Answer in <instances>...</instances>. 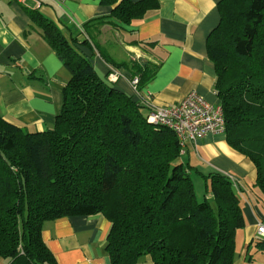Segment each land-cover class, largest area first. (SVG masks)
Instances as JSON below:
<instances>
[{
  "label": "trees",
  "instance_id": "16d2710c",
  "mask_svg": "<svg viewBox=\"0 0 264 264\" xmlns=\"http://www.w3.org/2000/svg\"><path fill=\"white\" fill-rule=\"evenodd\" d=\"M100 3L124 24L158 6L157 0ZM217 8L206 49L224 134L254 164L252 185L264 195V0H219ZM28 14L69 78L45 130L27 131L0 114V259L57 264L42 236L44 223L101 214L110 222L104 249L111 264H136L146 256L153 264H233L236 232L245 226L234 182L182 159L172 129L149 122L145 104L96 71L80 49L95 45L89 22L66 35L38 8ZM103 54L138 77V92L157 71L150 61L115 62ZM192 172L205 181L201 200Z\"/></svg>",
  "mask_w": 264,
  "mask_h": 264
},
{
  "label": "crops",
  "instance_id": "0c3cea01",
  "mask_svg": "<svg viewBox=\"0 0 264 264\" xmlns=\"http://www.w3.org/2000/svg\"><path fill=\"white\" fill-rule=\"evenodd\" d=\"M41 1L36 8L66 35L79 33L89 22L95 45L80 49L101 76L116 68L120 75L115 87L145 104L146 113L152 106L176 105L192 91L219 103L206 49V38L220 18L219 0H157L156 8L129 24L108 17L111 7L100 0ZM31 9H35L31 0L24 4L0 0V114L27 131H42L55 121L69 71L31 21ZM102 52L115 62L150 61L157 71L136 92L129 70L108 63ZM182 153V159L205 174H226L240 191L245 226L236 232L233 264H264L263 239L256 234L264 212L250 199L255 192L249 185L256 178L252 161L232 148L225 134L207 133L196 144H187ZM109 227L101 214L64 216L46 221L42 236L57 264H111L104 249ZM0 264L7 261L0 259ZM136 264L153 263L146 256Z\"/></svg>",
  "mask_w": 264,
  "mask_h": 264
},
{
  "label": "built area",
  "instance_id": "2783aa9c",
  "mask_svg": "<svg viewBox=\"0 0 264 264\" xmlns=\"http://www.w3.org/2000/svg\"><path fill=\"white\" fill-rule=\"evenodd\" d=\"M16 1L24 4L27 0ZM31 1L34 2L35 8L42 3L41 0ZM119 75L120 72L114 68L107 73V78L115 82ZM138 81L137 76L130 78V84L136 92H138ZM150 109L147 115L148 121L172 129L180 142L182 152L187 144H196V141L207 133L224 134L225 120L220 104L210 103L197 92L188 93L176 105L152 106ZM256 234L259 238H264V220L257 221Z\"/></svg>",
  "mask_w": 264,
  "mask_h": 264
},
{
  "label": "rangeland",
  "instance_id": "374dc122",
  "mask_svg": "<svg viewBox=\"0 0 264 264\" xmlns=\"http://www.w3.org/2000/svg\"><path fill=\"white\" fill-rule=\"evenodd\" d=\"M81 35V34H80ZM82 37V35H81ZM185 159V157H183ZM191 162H194V159L191 157ZM191 179L195 187L196 196L198 200H201L203 198L204 192H205V181L203 177L196 174L195 172H192ZM250 190L253 189L255 193H252L251 195V201L253 204L257 205L261 208V210L264 212V195L259 191V189L256 186H253L252 184L249 185ZM258 194V196L256 195ZM238 240V238H237Z\"/></svg>",
  "mask_w": 264,
  "mask_h": 264
}]
</instances>
